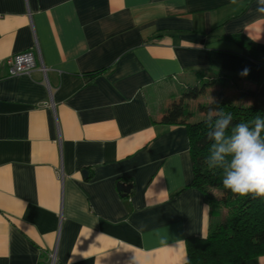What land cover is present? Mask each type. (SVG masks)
I'll use <instances>...</instances> for the list:
<instances>
[{"label":"crops","instance_id":"crops-1","mask_svg":"<svg viewBox=\"0 0 264 264\" xmlns=\"http://www.w3.org/2000/svg\"><path fill=\"white\" fill-rule=\"evenodd\" d=\"M256 8L0 0V264H184L210 205L190 185L186 127L159 119L197 71L264 86ZM29 50L46 81L8 75L5 59Z\"/></svg>","mask_w":264,"mask_h":264},{"label":"trees","instance_id":"trees-1","mask_svg":"<svg viewBox=\"0 0 264 264\" xmlns=\"http://www.w3.org/2000/svg\"><path fill=\"white\" fill-rule=\"evenodd\" d=\"M247 52H251L248 47ZM202 80L188 84L179 97L173 98L159 119L160 123L181 124L189 138V154L196 188L210 205V224L203 237L186 240L184 264H247L255 257L264 256V198L237 196L223 187V173L209 168L205 160L210 141L205 123L209 108L222 109L233 116L232 125L251 122L256 116L264 117V86H246L236 75L196 72ZM204 77V78H203ZM219 85L217 96L209 102H197L202 119L190 121L186 101L197 100L207 86ZM224 217H213L221 215Z\"/></svg>","mask_w":264,"mask_h":264},{"label":"clouds","instance_id":"clouds-1","mask_svg":"<svg viewBox=\"0 0 264 264\" xmlns=\"http://www.w3.org/2000/svg\"><path fill=\"white\" fill-rule=\"evenodd\" d=\"M256 11L264 15V0H257ZM248 71L243 69L241 75ZM232 121V113L208 109L206 139L211 143L205 163L222 171L223 187L232 194L264 198V117L234 126Z\"/></svg>","mask_w":264,"mask_h":264},{"label":"built area","instance_id":"built-area-1","mask_svg":"<svg viewBox=\"0 0 264 264\" xmlns=\"http://www.w3.org/2000/svg\"><path fill=\"white\" fill-rule=\"evenodd\" d=\"M4 64L7 68L9 76H16L19 74H30L35 68H38L46 81L47 68L40 63L36 62L34 52L29 50L20 54L11 55L5 59ZM48 86V85H47ZM49 104V102H45ZM51 104V103H50ZM39 264H59L54 252L48 253L46 259Z\"/></svg>","mask_w":264,"mask_h":264},{"label":"rangeland","instance_id":"rangeland-1","mask_svg":"<svg viewBox=\"0 0 264 264\" xmlns=\"http://www.w3.org/2000/svg\"><path fill=\"white\" fill-rule=\"evenodd\" d=\"M190 80H194L190 79ZM198 80H202L198 77ZM186 84V82H184ZM188 84V83H187ZM220 90L219 85H212V86H207L205 88V91L198 96L197 100H187L186 104L188 107L189 112L192 114L191 118H189L190 121H197L199 119H202V114L199 113L198 107H197V102L202 101V102H209L212 99H214L217 96L218 91ZM182 93V92H181ZM181 95V94H180ZM221 215L217 217H213V221L217 219L218 217H224V210H220ZM222 217V218H223Z\"/></svg>","mask_w":264,"mask_h":264},{"label":"water","instance_id":"water-1","mask_svg":"<svg viewBox=\"0 0 264 264\" xmlns=\"http://www.w3.org/2000/svg\"><path fill=\"white\" fill-rule=\"evenodd\" d=\"M130 188H131V185H129V184H124V183L118 184V189L124 193H127L130 190Z\"/></svg>","mask_w":264,"mask_h":264}]
</instances>
